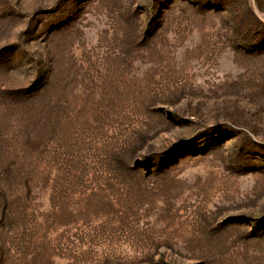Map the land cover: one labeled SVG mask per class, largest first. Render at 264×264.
<instances>
[{
    "label": "rangeland",
    "instance_id": "1",
    "mask_svg": "<svg viewBox=\"0 0 264 264\" xmlns=\"http://www.w3.org/2000/svg\"><path fill=\"white\" fill-rule=\"evenodd\" d=\"M0 264H264V0H0Z\"/></svg>",
    "mask_w": 264,
    "mask_h": 264
}]
</instances>
